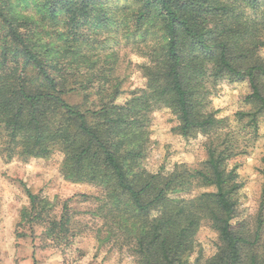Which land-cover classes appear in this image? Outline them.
<instances>
[{
    "label": "trees",
    "instance_id": "16d2710c",
    "mask_svg": "<svg viewBox=\"0 0 264 264\" xmlns=\"http://www.w3.org/2000/svg\"><path fill=\"white\" fill-rule=\"evenodd\" d=\"M260 1L116 0L123 5L112 11L114 0H0V154L29 162L60 151L66 180L102 189L97 215L107 231L105 239L98 232V241L126 250L136 264H184L203 220L222 243L207 264H264L262 219L252 234L242 231L234 155L219 135L225 121L208 101L209 80L238 78L250 86L249 111L240 114H264V15L259 21L247 13ZM120 14L122 26L140 39L147 79L145 93L122 105L111 63L75 46L88 36L84 27L109 28ZM79 94L83 103L69 101ZM160 107L176 116L184 138H208L201 170L145 167L146 123ZM195 182L212 190L191 198ZM26 194L24 220L45 226L46 239L71 246L68 207L56 218L48 199Z\"/></svg>",
    "mask_w": 264,
    "mask_h": 264
},
{
    "label": "rangeland",
    "instance_id": "374dc122",
    "mask_svg": "<svg viewBox=\"0 0 264 264\" xmlns=\"http://www.w3.org/2000/svg\"><path fill=\"white\" fill-rule=\"evenodd\" d=\"M260 2L259 9L247 7L248 15L259 21L264 15V0ZM112 4L111 9L115 11L119 8L116 4L123 5V2L114 0ZM122 15L117 25L103 30L84 27L83 31L90 30L88 36L75 45L82 47L83 54L92 55L93 60L102 64L110 62L114 67L110 80L119 84L118 105L142 96L147 90V79L141 70L145 60L138 52L140 39L130 35L127 26H122L125 23ZM261 55L264 58V48ZM88 71L87 67L82 69L83 74ZM208 88L210 109L218 119L225 121L219 135L221 141L226 138L225 144L232 149L231 166L237 167L241 185L237 220L244 224L242 231L252 234L261 218L264 241V114L254 119L240 114L249 111L244 99L250 93V86L245 80L224 76L217 81L209 80ZM91 100L96 97L93 95ZM69 101L81 104L84 96L69 97ZM178 127L179 121L167 108L160 107L149 114L144 159L147 170L167 171L176 165H186L192 171L202 169L208 159V138L202 135L184 138ZM63 159L60 151L49 158L29 162L7 161L0 154V264H136L126 250L98 241V232L101 231L105 239L107 231V227H103L106 222L97 215L102 189L66 180L61 173ZM194 185L191 198L212 190L202 188L197 182ZM26 189L48 199L56 218L61 216L65 205L68 207L71 227L76 234L71 246H59L46 239L45 226L24 220L30 204ZM221 244L219 232L210 221L203 220L194 251L183 258L184 264H207L219 252Z\"/></svg>",
    "mask_w": 264,
    "mask_h": 264
}]
</instances>
